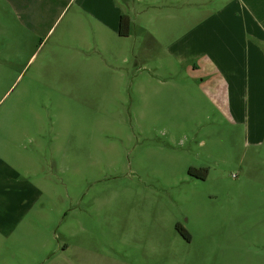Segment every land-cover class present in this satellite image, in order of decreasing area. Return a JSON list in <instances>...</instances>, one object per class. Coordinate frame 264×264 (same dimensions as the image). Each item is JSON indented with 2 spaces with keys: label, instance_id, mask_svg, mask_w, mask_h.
Returning a JSON list of instances; mask_svg holds the SVG:
<instances>
[{
  "label": "rangeland",
  "instance_id": "1",
  "mask_svg": "<svg viewBox=\"0 0 264 264\" xmlns=\"http://www.w3.org/2000/svg\"><path fill=\"white\" fill-rule=\"evenodd\" d=\"M117 1L135 58L90 65L75 48L93 21L76 2L31 36L0 0V188L16 173L26 188L0 264H264V121L197 115V73L168 83L169 59L139 30L173 8Z\"/></svg>",
  "mask_w": 264,
  "mask_h": 264
},
{
  "label": "crops",
  "instance_id": "2",
  "mask_svg": "<svg viewBox=\"0 0 264 264\" xmlns=\"http://www.w3.org/2000/svg\"><path fill=\"white\" fill-rule=\"evenodd\" d=\"M7 1L19 5V21L31 36L40 34L53 19L55 24L61 15L56 18L62 3L76 2L81 9V19L93 21L92 32L84 34L89 35L88 39L85 37L86 45L75 48L76 56L90 65L98 61L106 63L111 58L128 63L129 52L134 55L133 43L137 42V36L129 42L131 30L127 37L118 35L119 19L124 13L117 0ZM136 1L146 3L149 12L173 8L172 13L150 14L158 20L157 28L139 27V30L147 35L153 49L160 48L169 59L163 64L168 83L177 68L197 73V78L192 76L197 82V115L200 110H208L203 115L210 121L213 112H209L218 110L232 126H244L251 114L257 122L264 121V0ZM187 4L193 7L188 14L180 10ZM187 19L193 20L194 25L185 30ZM180 88L183 85H178ZM175 96H180V92ZM260 125H256L255 130H262ZM10 180V183L2 181L4 187L0 188L3 192L0 236L8 239L20 223L16 212L19 205L25 204L26 190L20 185L23 180L20 174L16 173Z\"/></svg>",
  "mask_w": 264,
  "mask_h": 264
},
{
  "label": "trees",
  "instance_id": "3",
  "mask_svg": "<svg viewBox=\"0 0 264 264\" xmlns=\"http://www.w3.org/2000/svg\"><path fill=\"white\" fill-rule=\"evenodd\" d=\"M129 30H130V19L127 15L123 14L120 16L119 19V29H118V35L120 37H127L129 35ZM188 174L192 177L199 178V179H204L205 176H203L199 171L196 169L190 168L188 170ZM176 231L184 237L186 240H189V235L188 233L180 226L176 225L175 226Z\"/></svg>",
  "mask_w": 264,
  "mask_h": 264
}]
</instances>
